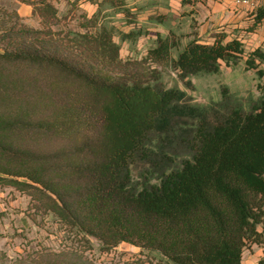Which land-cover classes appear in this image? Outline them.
Returning <instances> with one entry per match:
<instances>
[{
  "label": "trees",
  "instance_id": "obj_1",
  "mask_svg": "<svg viewBox=\"0 0 264 264\" xmlns=\"http://www.w3.org/2000/svg\"><path fill=\"white\" fill-rule=\"evenodd\" d=\"M17 1L42 28L0 8V187L103 250L126 243L162 264H241L264 241V93L210 111L167 87L162 69L188 81L243 61L262 78L264 50L221 33L182 44L169 32L123 60L120 43L149 33L124 0H64V15L48 0ZM82 4L95 9L77 16ZM118 13L127 32L111 23ZM75 17L79 29L62 27ZM57 257L48 263L96 264L77 251Z\"/></svg>",
  "mask_w": 264,
  "mask_h": 264
},
{
  "label": "rangeland",
  "instance_id": "obj_2",
  "mask_svg": "<svg viewBox=\"0 0 264 264\" xmlns=\"http://www.w3.org/2000/svg\"><path fill=\"white\" fill-rule=\"evenodd\" d=\"M48 1L57 7L60 15H64L70 9V5L64 0ZM162 1L124 0L127 7L132 8L130 11L135 14L132 19L136 26L145 27L149 33L141 36L134 43H120V57L123 60L143 58L153 46L152 36L155 33L165 36L172 32L181 39L182 44H185L196 34V31L198 32L197 23L190 12L177 15L175 13L177 11L174 10L175 12L165 14L167 12L162 8L163 6L158 8L163 4ZM261 1V7L264 6V0H257V6L253 10L260 8ZM0 8L8 13L18 12L21 25L34 29L42 28L39 18L32 13V5L19 3L17 0H0ZM93 9H95L94 5L82 4L81 8H76V15L83 11L90 13ZM156 14L166 15L164 24L149 20L150 16L154 17ZM111 21L114 26L125 32L133 27L124 24V18L120 13L114 15ZM62 27L79 29L77 17L69 20L68 24ZM115 41L119 43L118 36L115 37ZM157 68L161 69V66ZM162 78L167 87H177L186 93L193 104L207 106L210 111L212 109L221 111L224 107L235 104L245 108L264 93V77L259 78L254 69H246L243 61L236 67L222 64L220 73L201 75L188 81L179 80L172 70L163 68ZM223 94L226 95V101L222 99ZM29 200L27 196L21 195L12 188L0 187V264H50L48 261L52 262L62 252L68 251H77L82 258L96 264H162L156 252L130 244L124 249L120 244L117 248L103 250L97 239L87 237L85 240L82 235L75 236L56 223L51 216L36 214L30 208ZM259 230L264 233V227H259ZM252 245L254 244H249L244 251L250 249ZM261 263L264 264V260Z\"/></svg>",
  "mask_w": 264,
  "mask_h": 264
},
{
  "label": "crops",
  "instance_id": "obj_3",
  "mask_svg": "<svg viewBox=\"0 0 264 264\" xmlns=\"http://www.w3.org/2000/svg\"><path fill=\"white\" fill-rule=\"evenodd\" d=\"M162 2L157 7L163 6L167 12L165 14L175 12L174 10L177 15L191 12L198 26V32L192 38L195 37L201 43L211 44L214 34L221 33L225 35V41L237 38L248 51L258 47L264 50V21L254 25L255 9L248 4L237 3L236 0H191L184 4L182 0ZM261 5L262 1L259 2V6ZM263 260L264 243L254 244L250 249L243 250L241 264H262Z\"/></svg>",
  "mask_w": 264,
  "mask_h": 264
},
{
  "label": "built area",
  "instance_id": "obj_4",
  "mask_svg": "<svg viewBox=\"0 0 264 264\" xmlns=\"http://www.w3.org/2000/svg\"><path fill=\"white\" fill-rule=\"evenodd\" d=\"M236 2L237 3L248 4V5L253 6V7L257 6L256 0H236Z\"/></svg>",
  "mask_w": 264,
  "mask_h": 264
},
{
  "label": "water",
  "instance_id": "obj_5",
  "mask_svg": "<svg viewBox=\"0 0 264 264\" xmlns=\"http://www.w3.org/2000/svg\"><path fill=\"white\" fill-rule=\"evenodd\" d=\"M127 244L126 243H122L121 247L122 249L126 248Z\"/></svg>",
  "mask_w": 264,
  "mask_h": 264
}]
</instances>
